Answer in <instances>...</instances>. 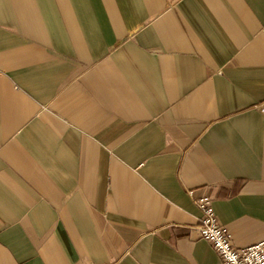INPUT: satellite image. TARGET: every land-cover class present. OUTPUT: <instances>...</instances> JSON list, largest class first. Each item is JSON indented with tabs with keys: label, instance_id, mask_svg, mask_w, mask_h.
Masks as SVG:
<instances>
[{
	"label": "crops",
	"instance_id": "obj_1",
	"mask_svg": "<svg viewBox=\"0 0 264 264\" xmlns=\"http://www.w3.org/2000/svg\"><path fill=\"white\" fill-rule=\"evenodd\" d=\"M201 196L264 241V0H0V264H222Z\"/></svg>",
	"mask_w": 264,
	"mask_h": 264
},
{
	"label": "built area",
	"instance_id": "obj_2",
	"mask_svg": "<svg viewBox=\"0 0 264 264\" xmlns=\"http://www.w3.org/2000/svg\"><path fill=\"white\" fill-rule=\"evenodd\" d=\"M195 203L202 214L197 227L198 237L212 244L222 264H264V241L245 248L236 247L231 233L219 223L212 199L201 196L195 199Z\"/></svg>",
	"mask_w": 264,
	"mask_h": 264
}]
</instances>
